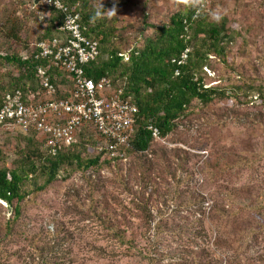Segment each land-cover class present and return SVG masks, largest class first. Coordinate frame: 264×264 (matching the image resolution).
Wrapping results in <instances>:
<instances>
[{
    "label": "rangeland",
    "instance_id": "374dc122",
    "mask_svg": "<svg viewBox=\"0 0 264 264\" xmlns=\"http://www.w3.org/2000/svg\"><path fill=\"white\" fill-rule=\"evenodd\" d=\"M202 1L201 13L211 20L216 14L231 20L236 40L229 65L212 59L205 76L208 86L219 85L226 97L208 106L196 103L195 111L148 151L163 149L170 158L166 165L171 163L170 171L176 175L164 172L147 187L132 181L134 154L127 164L104 166L94 175L70 168L43 191L37 190L45 179L39 174L24 182L22 214L11 224L7 220L12 209L0 202V260L7 258L8 264H41L44 258L51 264H264V100L257 95L264 88V0H95V4L107 8L100 15L114 19L118 28H127L124 49H129L143 43L174 13ZM35 4V0H0V25L18 23L31 50L46 24L40 13L49 11ZM9 41L0 29L2 54ZM8 72L18 74L12 65L0 63L1 94L10 81ZM31 91L35 92L29 94L31 98L43 99L39 85L33 84ZM34 134L0 126V168L12 166L19 158L17 150ZM95 154L90 149V155ZM232 188H253L257 198L237 199L231 207L225 206L234 216L228 217L227 211L224 224L208 220L216 204L229 205ZM145 203L152 206L150 227L145 221L148 214L142 212ZM92 204L98 205L97 211H90ZM160 220L164 228L157 232ZM110 224L117 231L108 229ZM1 234L7 236L5 240Z\"/></svg>",
    "mask_w": 264,
    "mask_h": 264
},
{
    "label": "trees",
    "instance_id": "16d2710c",
    "mask_svg": "<svg viewBox=\"0 0 264 264\" xmlns=\"http://www.w3.org/2000/svg\"><path fill=\"white\" fill-rule=\"evenodd\" d=\"M62 1L80 13L86 35L96 39L100 45V56L86 67L87 76L95 80L103 76L109 77L115 87L125 89L126 95L132 97L138 108L135 131L130 146L126 149L128 159L130 154L137 156L129 170L132 181L147 187L151 182L156 183V179L161 178L164 172L176 175L175 170L170 171L171 163L169 166L166 165L170 158L163 149L153 154L148 153L157 141L149 126L156 127L162 139L175 131L179 120L195 111L196 103L208 106L217 98L226 97L227 92L219 85L208 86L205 76L206 71L209 72L208 66L212 59L229 65L236 40V33L230 24L231 20L228 17H222L219 22L211 20L207 14L201 13V5L204 3L202 1L198 5L192 4L188 8L179 10L168 22L157 25L151 36H145L143 43L124 49L125 41L129 39H126L127 35L124 33L127 28L125 26L118 28L114 19L100 15L101 11L107 10L106 7L97 6L95 0ZM35 6L40 7L41 4L36 3ZM47 9L48 13L42 12L47 15L44 20L46 24L35 43L51 41L55 36L60 35L61 14L54 9ZM0 29L10 40L6 44V53L0 52V63L12 65L18 71L17 76H12L8 72L10 81L2 94L1 90L4 87L0 85V105L2 98L9 92L20 89L24 98L28 99L33 84L41 87L40 80L35 74L37 66H43L48 70L52 83L58 88V98L69 96L68 92L60 88L71 84L67 73L49 60H35L30 55V42L26 36H21L18 23L11 26L6 23L1 24ZM186 50H188L187 58L181 61V56ZM27 53L29 57L23 59V54ZM124 54L129 56L128 61L123 60ZM0 76V80L4 79L3 75ZM250 89L253 90L251 87ZM257 93L264 100V88H259ZM29 133L37 134L33 129ZM36 134L33 138H24L26 144L17 150L19 158L13 161L12 166L4 164L0 168V202L12 209L11 218L7 220L8 224L22 214L21 203L27 195L24 190L25 181L33 178L35 180L39 174H43L45 177L43 185L37 189L43 191L70 168L90 171L94 175L104 166H121L123 163V159L118 156H110L103 141H99L98 132L93 126L83 128L78 134L77 142L54 156L42 150L43 144L40 142V145L36 141ZM101 146L102 150H100ZM90 149L95 150L94 156L90 155ZM231 163L234 162L229 160V164ZM120 170L121 168H118V172ZM120 175L124 176L122 173ZM254 192L253 188L228 190L229 205L216 204L208 213L207 219L220 220L224 224L227 211L228 217L234 216V212L231 209L226 210L225 206L231 207L237 199L242 200L246 197L254 202L257 198ZM148 203L143 205L142 212L148 214L145 221L150 227L154 217L151 214L152 206ZM97 210L98 205L92 204L90 211ZM232 226L234 225L231 224ZM107 227L117 231L115 225L110 224ZM163 228L164 221H158L155 225L157 232L162 231ZM1 235L5 240L7 236ZM6 260H0V264H8ZM41 264H51V262H46L44 258ZM181 264L189 263L185 261Z\"/></svg>",
    "mask_w": 264,
    "mask_h": 264
},
{
    "label": "built area",
    "instance_id": "2783aa9c",
    "mask_svg": "<svg viewBox=\"0 0 264 264\" xmlns=\"http://www.w3.org/2000/svg\"><path fill=\"white\" fill-rule=\"evenodd\" d=\"M37 4L54 9L61 14L60 35L51 41H39L32 47L35 60H49L67 73L69 86H60L68 97L58 98V88L52 83L48 70L37 66L36 78L40 80L43 99L24 98L20 89L5 94L0 105V126H10L28 133L37 132L44 150L49 155L69 148L77 142L80 131L93 126L111 157L118 156L127 164L126 149L135 131L138 108L123 87H115L111 79L88 77L86 67L100 56L99 42L86 35L79 12L62 0H36ZM47 15L41 14L45 20ZM188 55L186 50L181 61ZM29 54H23L27 59ZM124 61L129 56L124 54ZM175 61V59H174ZM30 94H34L30 90ZM153 137L160 139L159 130L149 126ZM102 146L100 150H102Z\"/></svg>",
    "mask_w": 264,
    "mask_h": 264
},
{
    "label": "clouds",
    "instance_id": "9594fccd",
    "mask_svg": "<svg viewBox=\"0 0 264 264\" xmlns=\"http://www.w3.org/2000/svg\"><path fill=\"white\" fill-rule=\"evenodd\" d=\"M213 19H214L215 21L219 22V21L221 20V16L218 15V14H216V15L213 16Z\"/></svg>",
    "mask_w": 264,
    "mask_h": 264
}]
</instances>
